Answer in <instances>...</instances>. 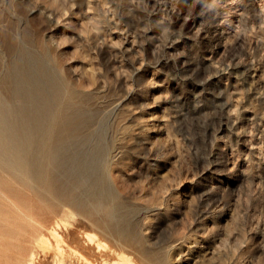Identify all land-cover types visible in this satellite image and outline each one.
<instances>
[{
	"label": "rangeland",
	"instance_id": "374dc122",
	"mask_svg": "<svg viewBox=\"0 0 264 264\" xmlns=\"http://www.w3.org/2000/svg\"><path fill=\"white\" fill-rule=\"evenodd\" d=\"M17 83L72 103L134 231L0 171V264H264V0H0V104Z\"/></svg>",
	"mask_w": 264,
	"mask_h": 264
},
{
	"label": "bare ground",
	"instance_id": "6f19581e",
	"mask_svg": "<svg viewBox=\"0 0 264 264\" xmlns=\"http://www.w3.org/2000/svg\"><path fill=\"white\" fill-rule=\"evenodd\" d=\"M13 91L21 100L19 104H0V171L32 190L52 208L76 207L119 238L133 240L134 227L124 212L125 207L106 182L101 143L87 150L84 147L88 140L79 139L64 129L72 103L63 104L58 97L33 93L20 83ZM59 119H63V123ZM101 172L104 186L98 194L92 195L90 183L101 176ZM38 225L46 228L43 223ZM58 227L59 223L48 228L49 236L41 232L37 240L43 242L45 248H55L57 254H63L61 245L65 240ZM96 246L100 250L103 245L97 243ZM103 264L136 263L127 254L117 253L115 259H105Z\"/></svg>",
	"mask_w": 264,
	"mask_h": 264
}]
</instances>
